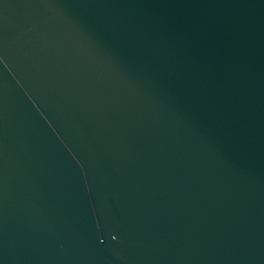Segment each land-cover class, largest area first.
Returning a JSON list of instances; mask_svg holds the SVG:
<instances>
[{
  "label": "water",
  "instance_id": "1",
  "mask_svg": "<svg viewBox=\"0 0 264 264\" xmlns=\"http://www.w3.org/2000/svg\"><path fill=\"white\" fill-rule=\"evenodd\" d=\"M0 264H264V0H0Z\"/></svg>",
  "mask_w": 264,
  "mask_h": 264
}]
</instances>
